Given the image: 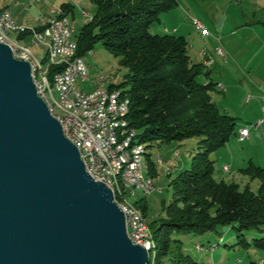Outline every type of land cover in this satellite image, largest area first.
Returning a JSON list of instances; mask_svg holds the SVG:
<instances>
[{
  "label": "trees",
  "instance_id": "obj_1",
  "mask_svg": "<svg viewBox=\"0 0 264 264\" xmlns=\"http://www.w3.org/2000/svg\"><path fill=\"white\" fill-rule=\"evenodd\" d=\"M91 1L95 9L79 27L76 56L81 58L100 43L119 57L126 71L119 83L108 88L120 89L128 98L125 117L136 129L139 142L181 141L190 137L197 140L198 151L192 156L190 167L171 179V196L162 204L160 213L152 214L148 220L143 197L131 205L125 199L126 192L119 196V200L140 207L151 245H155L153 264H160L170 253L175 232L203 234L216 231L220 225L235 224L236 244H244L247 231H263L264 167L249 163L240 169L258 179L256 189L248 184L240 188L236 181L215 178V162L209 154L237 134L236 117L221 112L211 96L217 82L209 78V72H204L203 62L191 58L185 36L149 32L150 26L160 21V14L175 7L178 1ZM56 16H67L64 4ZM44 25L34 28L42 31ZM14 36L16 40L30 37L29 28ZM45 59L49 63L47 54ZM43 61L38 64V75L43 72ZM57 71L58 66L49 65L48 81L45 76L43 81L46 91L53 87L52 77ZM200 75H204L203 80ZM221 241L222 237L206 248L212 250ZM253 244L264 250V234L253 238ZM148 256L152 263L150 251Z\"/></svg>",
  "mask_w": 264,
  "mask_h": 264
},
{
  "label": "water",
  "instance_id": "obj_2",
  "mask_svg": "<svg viewBox=\"0 0 264 264\" xmlns=\"http://www.w3.org/2000/svg\"><path fill=\"white\" fill-rule=\"evenodd\" d=\"M0 264H150L112 190L38 94L29 61L0 43Z\"/></svg>",
  "mask_w": 264,
  "mask_h": 264
},
{
  "label": "rangeland",
  "instance_id": "obj_3",
  "mask_svg": "<svg viewBox=\"0 0 264 264\" xmlns=\"http://www.w3.org/2000/svg\"><path fill=\"white\" fill-rule=\"evenodd\" d=\"M177 1L180 3V12L176 11L174 15V12L166 13L167 11H165L161 13L160 21L153 23L149 32L165 34L167 32L165 27L174 29L177 23H181L180 31L183 32L182 34H187L186 36L190 34L195 41L193 52L197 55L198 53L201 54L202 60H204V54L209 59L208 64L204 63L203 69L204 72H209L210 79L217 82V89L211 92L214 102L221 112L236 117V130L240 125H247L251 130V139L246 144L239 142L236 135H233L224 145L209 154L215 162V171H217L218 165L222 164V159L230 162L231 158L236 164L244 162L246 166L253 163L255 165L261 164L264 167V123L253 126L259 119L264 121V0ZM51 2L52 0H20L18 7L13 6L14 3L12 6L14 14L25 18L26 21L28 20L29 23L26 26L30 27L39 24V21H34V18H38L42 22L43 16L47 14L52 4ZM94 9L95 6L91 3L86 12L90 14ZM192 17L198 18L203 23L208 31L207 35H204L201 30L193 25ZM234 17L248 22L245 24L244 30H241V33L245 34V43H248L242 56L247 60H242L240 65L232 63L230 58L227 60L222 58L223 56L220 57L216 52L217 55H214L216 46H212L211 43L214 33L218 32L219 36L222 32L220 28L224 22L232 23L231 19ZM79 26L80 22H77L76 27L72 30L74 40L78 35ZM175 34L179 35V33ZM13 37L15 38L14 34ZM40 40L34 43L31 42L30 37L19 38L25 51L35 56L32 62L37 65L45 59L47 54L46 41L48 39L45 36H40ZM206 41L209 45L211 44L210 49L204 47ZM17 44L19 45L18 41ZM22 47L21 51L23 52ZM82 58L87 68L88 80L86 83H82L78 79V88L90 90V85L101 76L108 79L112 78L117 84L126 71V68L120 64L119 57L100 43L95 44L92 50L85 52L80 58L81 61ZM43 64L42 69L44 71L45 66H47L46 59ZM44 76L41 71L39 78L45 82ZM199 78L203 80L204 75H200ZM109 82L110 80H106L104 86H109ZM47 94L50 102L56 103L58 101L59 95L54 87L48 90ZM56 111H59L57 107ZM143 144L146 146V152L143 155V173L151 178L155 188L147 195L142 190L133 188L134 194L127 193V199L128 202H134L143 197L148 206L147 219L149 220L150 215L160 213L162 204L169 201L171 179L177 176L181 170L190 167L192 156L198 151V148L197 140L194 137L185 138L181 141L152 140ZM246 179L252 189L257 188L258 179L250 177ZM238 183L240 188H243L239 180ZM139 208L137 209L139 210ZM262 234H264V230H249L244 235L245 243L236 244L238 238L235 224L220 225L216 231L203 234L175 232L172 235L171 251L160 264H264V250L253 244V238ZM220 237H222V241L216 248L212 250L206 248V245L217 243ZM197 245L204 248L198 250ZM179 252L189 258L181 256ZM154 253L155 245L152 244L150 246L152 257ZM154 260L153 257L150 264H153Z\"/></svg>",
  "mask_w": 264,
  "mask_h": 264
},
{
  "label": "bare ground",
  "instance_id": "obj_4",
  "mask_svg": "<svg viewBox=\"0 0 264 264\" xmlns=\"http://www.w3.org/2000/svg\"><path fill=\"white\" fill-rule=\"evenodd\" d=\"M57 14L58 13L56 12V15ZM56 15L48 18L46 24L52 25V21H57V18L60 19L62 23H59L57 38L67 39V29H73V25L67 16L57 17ZM1 19L14 20L11 10L8 8L0 10V43H9L12 45L15 52H22V49L17 44L13 34L19 33V31H24L26 28L13 22L12 27H5V35H3L1 32ZM38 40L40 39L36 37V43ZM47 59L48 62L49 60H66V52H62V43L53 36L49 37V42L47 43ZM75 61H81L76 54ZM30 66L33 81L39 88V95L45 101L54 117L64 118L67 116L68 118L83 119L86 118L87 115H90V108L97 107L96 97L83 96V98H79V103L65 99V96L62 94V84H55V80H62L61 70L57 71L53 76V86L59 95L58 101L56 103L50 102L47 91L44 88L43 80L40 79L37 74L38 65L31 62ZM101 78L105 77L101 76ZM111 80L113 79H110L109 85L112 84ZM105 82L106 80H101L100 87L108 88V86H104ZM56 107L59 109L58 112L56 111ZM128 110V98L123 96L120 89L111 90L110 102H108V111L114 115V117H109L108 131H104V134L102 135V144L106 150H114V147H120V151H115V160L111 167L108 168V166H99V174L107 175L108 187L112 190L113 200L119 208H124L126 213L130 215L131 226H136L135 235L145 236V242L141 244V246L146 249L147 254L149 255L152 241L149 237L146 219L135 207L129 205L125 200H119V196L121 194L123 195V192H125L124 190L131 189L133 193V188H137L142 190V192L147 195L153 190L152 185H154L152 180L143 173V155L145 154V147L141 142H139L136 137L137 133L135 128L129 125L125 117ZM125 126L128 130H131V133L127 141L122 143L121 138L123 134H125ZM74 144L77 146L80 155H82L81 145H78L77 143ZM135 153L136 163L139 165L138 178L140 183L132 181L126 177V173H129V167H133L135 163ZM103 159H110V152H103ZM198 249L201 250V247H198Z\"/></svg>",
  "mask_w": 264,
  "mask_h": 264
},
{
  "label": "built area",
  "instance_id": "obj_5",
  "mask_svg": "<svg viewBox=\"0 0 264 264\" xmlns=\"http://www.w3.org/2000/svg\"><path fill=\"white\" fill-rule=\"evenodd\" d=\"M15 20H3L1 19V32L5 35V27H12V23ZM59 23H62L60 19L57 18V21H52V25H44L42 31H37L34 27L29 28L31 42L36 43V37L39 36H53L59 42L62 43V52H66V60L64 61H55L49 60L47 66L42 72L45 75L46 80L48 81V67L49 65H55L59 67V70L62 71V80H55V84H62V94L65 96V99L69 101H75L79 103V98L83 96L96 97L97 107L90 108V115H87L86 118L76 119L68 118H57L62 127L64 135L73 143H77L82 147L81 159L84 163L85 169L88 174L95 180L101 181L108 187V178L107 175L99 174V166H108L111 167L114 164L115 160V151H120V147H114V150H106L102 144V135L104 131H108L109 117H114L108 111V102H110L111 90L114 88H102L100 87V80H110L108 78H99L90 90L77 87V80L79 79L82 83H86L88 80L87 68L83 61H75V54H77V41L72 38V30L67 29V39H58L57 31H59ZM193 25L203 32L204 35L208 34L203 23L196 17H192ZM22 31H19L21 34ZM9 45L11 54L16 59H25L32 62V58L35 56L27 51L15 52L12 48V45ZM216 53L220 56L225 57V51L223 47L218 44L216 46ZM209 63V59H205V64ZM54 78V77H52ZM112 85H114L113 80ZM37 92L39 94V88L34 82ZM54 87V86H53ZM262 120L258 121L255 126L260 125ZM136 130V129H135ZM131 130H128L125 126V134H123L121 140L122 143L127 141L130 137ZM249 135V127L245 125L239 131V140H244ZM103 152H110V159H103ZM225 171H228V166L223 165ZM139 165L136 163V153H135V163L133 167H129V173H126V177L132 181H137L140 183L138 178ZM153 189L155 188L154 185ZM125 191V190H124ZM127 193V192H126ZM124 214L126 232L129 239L136 244H143L145 242V236L135 235V227L131 226L130 215L126 213L124 208H120ZM139 224V222H138Z\"/></svg>",
  "mask_w": 264,
  "mask_h": 264
},
{
  "label": "crops",
  "instance_id": "obj_6",
  "mask_svg": "<svg viewBox=\"0 0 264 264\" xmlns=\"http://www.w3.org/2000/svg\"><path fill=\"white\" fill-rule=\"evenodd\" d=\"M12 3H14L13 6L18 7L20 4V0H0V10L4 9V8L10 9L12 12V15H13V19L15 20L14 22L17 25L23 26V27L28 25V23H29L28 20L26 21L25 18L19 17V15L14 14ZM51 3L52 4H51L47 14L44 15L42 18L43 19L42 22H40V20L38 18H34V21H39V24L32 25L30 27H37V26L44 25V24L47 25L46 24L47 19L55 16L56 12L58 13V10L61 8V6L63 4H64V10H66L67 17H69L68 19L71 21L73 28L76 27L77 22H80V26H81L84 22H86L87 19H89L92 16V14L94 12V11L90 12V14H88L89 12L88 13L86 12V11H88L87 10L88 5L93 3L91 0H52ZM82 9H84V10L81 13ZM180 10H181L180 3H178L177 7H175L174 9L172 8V9L168 10L166 13L174 12L173 13V15H174V14H176V11L180 12ZM83 13H86V14H83ZM231 20H232V23H229V21L224 22V25L220 28L222 32L220 33L219 36H218V32L214 33L213 38L211 39V43H212V46H214V47L217 46L218 44L222 45V47L225 51V57H222V56H220V57L225 58L227 60L230 58L232 63L234 62V63H237V65H240L242 60H247V59H244L242 57L246 51V46L248 45V43H245L246 42V38L244 37L245 34L241 33V30H244L243 28L245 27V24H247L248 22L246 23L243 20H240V18L238 19L235 17L232 18ZM241 22H242V24H241ZM181 27H182L181 23H177V25L175 26L174 29L165 27V31H167L166 33H169V34L177 35L175 33H179V35L188 37L187 38L188 42H189L188 52H189L191 58L196 62H203V64H204L205 59L208 58L207 55L204 54V60H202L201 54L198 53V55H197L193 52L194 47H195L194 46L195 41L191 38L190 34H188V36H186L187 34L186 35L182 34L183 32L180 31ZM247 36H249V35H247ZM45 37L48 39L46 41V43H48L50 36H45ZM16 38H17V36H16ZM38 38L40 39V36ZM16 41H18V43L21 47L23 46V45H21L22 43L19 41L18 38ZM216 41L218 44L216 43ZM210 46H211V44L209 45L207 43V41H206V43H204V47L206 49L207 48L210 49ZM22 48L24 49V47H22ZM24 51H25V49H24ZM215 52L216 51H214V55L216 54ZM202 55H203V53H202ZM32 61H34V60H32ZM93 85H94V83L92 85H90L91 88ZM220 86L223 87L222 84H220ZM51 96H52V94H51ZM260 120L261 119H259L258 121H260ZM257 123H254L253 126H255ZM263 123H264V121L262 120L260 125H262ZM244 126L245 125H240L238 127V129L236 130L237 131L236 137L238 138L239 142H244V144H246L251 139L250 128H249L248 137H246L244 140H239V137H238L240 129ZM221 161H222L221 162L222 164L220 166L218 165L217 171H215L216 172L215 178L224 179L227 181H236V182H238V180H239L242 185L248 184L250 186V183L247 182V179H246L247 177L249 178V176L240 170V169L246 167V165H244V162H241L240 164H236L232 158H231L230 162L224 161L223 159ZM223 165L228 166V171H225V167ZM259 166H263V165L259 164ZM148 175H151V174H148ZM258 184H259V182H258ZM126 192L133 195L134 190H133V193H132L131 189H127ZM127 193H125V199L128 202ZM139 199H137V200H139ZM137 200H135V201H137ZM128 203L131 204L132 202H128ZM153 214H156V213H153ZM152 216L153 215H150V217H152Z\"/></svg>",
  "mask_w": 264,
  "mask_h": 264
}]
</instances>
